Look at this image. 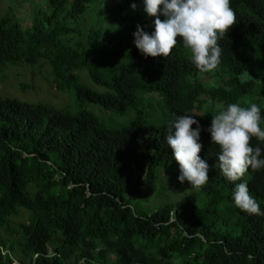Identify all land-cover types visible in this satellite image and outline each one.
<instances>
[{
	"label": "trees",
	"instance_id": "trees-1",
	"mask_svg": "<svg viewBox=\"0 0 264 264\" xmlns=\"http://www.w3.org/2000/svg\"><path fill=\"white\" fill-rule=\"evenodd\" d=\"M89 2L50 0L49 13L28 28L11 10L0 17V73L9 65L45 61L59 92L75 85L80 101L120 112L135 105L137 93H158L168 116L160 127L146 129L136 119L112 130L85 110L74 115L0 98V232L14 234L11 217L20 209L30 213L27 223L18 224L19 246L29 261L18 263L10 240L0 235V264H264V215L235 206L234 183L216 166L220 148L207 131L215 114L202 116L252 95L256 86L264 99V0H230L237 23L218 41L219 65L228 73L221 86L196 78L200 71L182 56L180 38L166 58L146 57L135 48L118 62L96 45L72 46L65 38L73 32L67 21L83 15ZM132 4L144 9L143 0H124L113 11L121 26L135 23L125 13ZM141 28L151 34L154 23ZM104 63L108 73L101 70ZM82 69L111 92L80 85ZM217 104L223 107L216 111ZM178 115L194 116L200 125V156L209 164V180L197 188L211 197L210 207L182 201L138 215L131 203L142 194L143 179L176 162L165 137ZM251 145L264 155V142L252 138ZM247 173L249 179L244 175L237 183H247L264 212V169ZM223 204H231L241 220L235 237L209 222L210 216L219 218L217 206Z\"/></svg>",
	"mask_w": 264,
	"mask_h": 264
},
{
	"label": "rangeland",
	"instance_id": "rangeland-1",
	"mask_svg": "<svg viewBox=\"0 0 264 264\" xmlns=\"http://www.w3.org/2000/svg\"><path fill=\"white\" fill-rule=\"evenodd\" d=\"M50 0H0V17H4L10 10L13 11L16 21L24 24L26 28L31 22L39 17H44L49 13ZM124 0H90L87 10L83 15L67 21L73 32L66 39H71V45L81 43L84 46L89 44L96 45L100 53L117 55L110 58L112 62L122 61L123 53L133 51L136 46L134 43V33L137 31L136 25L146 26L154 23V17L148 16L144 9H126L125 13L134 19L135 23L121 26L113 18V11L122 6ZM161 16L160 18H162ZM61 20L64 18L61 16ZM181 54L184 58L190 59V52L181 47ZM100 57V56H98ZM108 64L104 63L101 70L104 73ZM79 84L89 88L93 92L108 93V88H102L94 84L88 70L82 69L77 72ZM205 75H209L205 76ZM199 81L209 82L212 86L223 85V80L228 79V73L220 65L210 72H199L196 77ZM209 78V79H208ZM248 78L247 73L242 76L241 81ZM218 81V84H217ZM53 76L47 62L41 61L36 65L20 64L17 66L9 65L0 73V98L15 100L28 105L49 106L55 110L66 111L71 114H78L82 110L95 115L99 121L109 129L119 130L128 127L134 120L141 119L146 129L160 127L168 116V111L164 106L163 98L158 93L143 94L137 93V102L134 106L124 112L118 110H108L97 103L80 101L77 97L76 86H71L66 91L59 92L53 86ZM242 106L256 103L259 107H264L262 90L256 86L254 93L239 101ZM222 104H217L214 110L222 108ZM204 112V109L202 110ZM216 114L210 108L209 116ZM264 128V124H261ZM179 164L176 161L170 166H158L154 176L145 178V187L142 194L133 199L131 205L136 214H154L160 208L168 204H175L182 201H190L198 208L210 207L211 197L202 194L197 187H192L186 181L180 183ZM249 174H245V180L249 179ZM130 197V194H127ZM218 217L210 216L209 222L214 224L215 229L224 235L235 237L241 233L242 224L238 217V212L234 211L231 204L218 205ZM212 209V208H211ZM18 215H13L10 219L11 227L16 232L7 234L0 232L10 240L12 254L18 263H27L29 259L24 256L23 249L19 246L20 234L18 224L27 223L29 212L20 209ZM54 244H50V250Z\"/></svg>",
	"mask_w": 264,
	"mask_h": 264
},
{
	"label": "clouds",
	"instance_id": "clouds-1",
	"mask_svg": "<svg viewBox=\"0 0 264 264\" xmlns=\"http://www.w3.org/2000/svg\"><path fill=\"white\" fill-rule=\"evenodd\" d=\"M143 3L144 11L155 19L151 34L140 26L133 34L135 46L142 54L166 58L180 38L198 71L210 72L217 68L223 51L218 41L237 23L230 0H143ZM132 8L136 5L132 4ZM193 117L176 116L168 127L165 141L179 164V182L187 181L192 187H200L209 180V164L200 156L201 128ZM262 120L261 108L256 103L248 106L230 103L212 116L207 129L212 143L220 148L216 166L234 183L235 206L250 215H264V212L247 183L237 181H241L250 168L264 169L261 147L251 145L252 138L264 142Z\"/></svg>",
	"mask_w": 264,
	"mask_h": 264
}]
</instances>
